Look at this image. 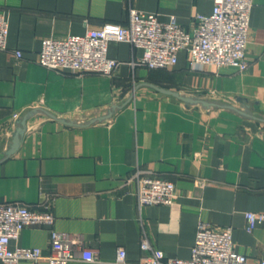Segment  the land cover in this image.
Returning <instances> with one entry per match:
<instances>
[{"label":"crops","instance_id":"obj_1","mask_svg":"<svg viewBox=\"0 0 264 264\" xmlns=\"http://www.w3.org/2000/svg\"><path fill=\"white\" fill-rule=\"evenodd\" d=\"M213 6L214 0H0L9 20L8 48L0 50V201L46 206L54 215L52 224L27 226L10 242L12 249H42L40 259L19 264H49L52 230L79 234L97 252L94 261L69 264H132L143 254L142 229L166 257L189 258L201 221L232 227L237 252L264 260V221L249 231L246 216L264 212V0H253L242 70L194 66L186 51L172 67L140 66L133 62L142 49L115 40L108 55L122 63L112 75L38 62L45 37L126 24L132 8L163 21L176 15L192 30L196 15ZM160 87L235 108L188 103ZM34 109L21 145L7 156L18 120ZM136 169L172 180L175 202L140 208L136 183L127 182ZM120 247L125 263L117 261Z\"/></svg>","mask_w":264,"mask_h":264},{"label":"built area","instance_id":"obj_2","mask_svg":"<svg viewBox=\"0 0 264 264\" xmlns=\"http://www.w3.org/2000/svg\"><path fill=\"white\" fill-rule=\"evenodd\" d=\"M253 0H214L210 14L196 15V26L186 29L176 15L163 21L156 12L132 8L126 24L106 22L88 28L83 34L63 37L48 36L43 39L38 55L42 66L63 71L100 72L112 75L122 61L108 55L111 40L129 42L143 51L133 62L150 68L174 66L181 51L189 54L194 66H233L244 69L248 64L250 14ZM9 20L0 11V50L8 48ZM18 57L22 56L16 50ZM20 118L15 112L14 121ZM127 182H135L139 207L145 205H171L178 197L175 183L167 178L136 169ZM247 229L252 231L258 222L264 221V212H247ZM54 215L48 207H34L21 201H0V259L6 264H19L22 259H40V247L17 246L10 242L18 239L22 230L30 225L52 224ZM82 236L65 231L52 230L49 264H69L80 257L84 261L97 259V252L83 245ZM140 259L132 264H264L263 259L251 260L236 250L233 228L201 221L192 253L189 258L166 257L155 248L145 229H142ZM126 250L118 249L117 261L126 262Z\"/></svg>","mask_w":264,"mask_h":264},{"label":"water","instance_id":"obj_3","mask_svg":"<svg viewBox=\"0 0 264 264\" xmlns=\"http://www.w3.org/2000/svg\"><path fill=\"white\" fill-rule=\"evenodd\" d=\"M161 91L166 92L168 94H172L175 95L181 99H183L184 101L188 102V103H192V104H196V103H201L204 106L210 107V106H226V107H231V108H235L233 105L230 104H220L214 101H210V100H206L203 98H196V97H191V96H185L182 95L181 93H179L178 91H174V90H170V89H166L163 87L159 88ZM240 101H245L244 99H240ZM37 110L34 109L32 111H28L27 113H25L19 120H18V124L16 126V129L13 133V139H12V143L10 145V147L7 149L6 151V155L10 156L12 155L14 152L17 151V149L19 148V146L21 145L23 136L26 132V126H27V120L36 112ZM112 115V111L106 115V116H102V117H98L96 119H92V121L95 120H103L105 118H108ZM64 122L66 123H73V121L67 120V119H62Z\"/></svg>","mask_w":264,"mask_h":264}]
</instances>
